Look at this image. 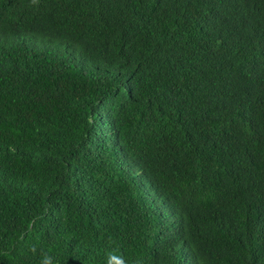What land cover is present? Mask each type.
Instances as JSON below:
<instances>
[{
  "label": "trees",
  "instance_id": "1",
  "mask_svg": "<svg viewBox=\"0 0 264 264\" xmlns=\"http://www.w3.org/2000/svg\"><path fill=\"white\" fill-rule=\"evenodd\" d=\"M0 264H264V0H0Z\"/></svg>",
  "mask_w": 264,
  "mask_h": 264
}]
</instances>
